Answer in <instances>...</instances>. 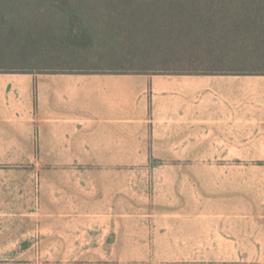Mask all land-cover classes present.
Segmentation results:
<instances>
[{
  "label": "crops",
  "instance_id": "0c3cea01",
  "mask_svg": "<svg viewBox=\"0 0 264 264\" xmlns=\"http://www.w3.org/2000/svg\"><path fill=\"white\" fill-rule=\"evenodd\" d=\"M251 146L262 74L0 72V242L43 230L106 264H245L264 219L244 171L213 163Z\"/></svg>",
  "mask_w": 264,
  "mask_h": 264
},
{
  "label": "trees",
  "instance_id": "16d2710c",
  "mask_svg": "<svg viewBox=\"0 0 264 264\" xmlns=\"http://www.w3.org/2000/svg\"><path fill=\"white\" fill-rule=\"evenodd\" d=\"M69 12L97 15L114 31L126 59L153 61L151 68L69 70L59 67L67 56L64 47L35 46L39 61L48 51L51 67L0 72L264 75V0H0V64L22 60L25 45L37 40L89 50L93 38L81 15H70L67 34L47 33L55 30L53 20Z\"/></svg>",
  "mask_w": 264,
  "mask_h": 264
},
{
  "label": "rangeland",
  "instance_id": "374dc122",
  "mask_svg": "<svg viewBox=\"0 0 264 264\" xmlns=\"http://www.w3.org/2000/svg\"><path fill=\"white\" fill-rule=\"evenodd\" d=\"M78 14L84 19L85 27L88 28L93 43L89 50L67 48L59 41L50 42L47 41L45 46L40 45V41H36V45L31 42L25 45L27 56L22 60H13L7 64H0L1 68H23V67H40L46 68L52 66V59L50 54L45 52L44 61H39L38 56L35 55V46L39 47L42 51L46 48L64 47L63 51L67 54L66 59L60 62L59 67H63L69 70H121V71H134L141 69L142 66L150 67L153 61H144L142 59L137 60L133 63L131 60L126 59L122 54L120 45L116 44L114 37V31L109 27L103 25L104 22L100 20L95 14L91 16L81 14V12H69L56 20L52 21L55 30L47 32L49 35L53 33L63 36L67 34L69 30L70 15ZM77 32V30H75ZM50 42V43H48ZM22 46V45H21ZM23 47V46H22ZM53 48V49H55ZM62 51V50H61ZM114 55V57H112ZM99 56V57H98ZM156 64V63H155ZM248 150H254L250 154H246V157H255L257 160H248L244 162H214V168L234 169L243 170L245 173V205L246 208L249 205H258L261 214V220L264 219V146H251L246 147ZM19 163H4L5 169H12L13 165ZM135 180V179H134ZM40 217V215H38ZM29 239L16 243L15 241L6 240L0 242V264H106L115 260H103L98 262L94 255L93 250H88L81 254V251H85L89 246H93L92 243L89 245L86 243L85 246L80 247L79 243L64 244L61 242L48 243L42 241L45 237V232H38L35 235L28 236ZM30 239H34L31 241ZM35 244V245H33ZM79 245V246H78ZM263 245V243H262ZM264 247H262L263 249ZM54 253V256H50V253ZM245 264H264V251L259 258H246Z\"/></svg>",
  "mask_w": 264,
  "mask_h": 264
}]
</instances>
